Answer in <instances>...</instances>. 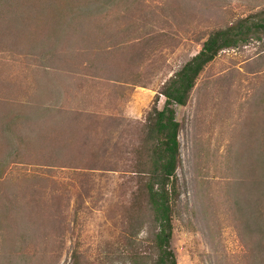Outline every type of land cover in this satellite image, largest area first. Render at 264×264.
<instances>
[{
	"label": "rangeland",
	"instance_id": "1",
	"mask_svg": "<svg viewBox=\"0 0 264 264\" xmlns=\"http://www.w3.org/2000/svg\"><path fill=\"white\" fill-rule=\"evenodd\" d=\"M122 2L115 0L116 9ZM131 4L128 12H111L109 18L117 13L118 20L104 29L110 38L103 37V30L95 31L102 42L97 45L115 44L107 47L101 61L93 54L80 58L78 74L70 77L53 64V100L66 106V120L49 114L31 121V126L42 123L38 130L49 132L45 139L39 138L51 144L48 156L59 150L53 143H81L65 156L73 167L51 168L35 160L8 169L15 177L27 173L46 179L42 204L50 215L46 213L45 219L61 222L56 229L49 228L54 247L47 258L50 264H74L75 251H80L83 263L97 264L105 247L115 244L117 251L121 249V214L130 209L137 191L128 170L136 160L133 149L142 141L139 133L154 96L200 51L211 31L257 11L264 0H139ZM91 21L85 14L74 27L82 45L92 42ZM62 49L65 63L73 64L69 49ZM45 58L36 49L16 57L0 54V76L5 83L30 86L16 89H29L27 97L31 96L35 80L44 79ZM262 95L264 36L247 46L224 50L200 75L188 103L176 106L181 128L172 248L179 264H264L262 208L255 204L259 199L254 189L251 192L237 182L256 158L252 149L264 143V107L258 105ZM164 101L162 97L160 107ZM70 130L79 131L81 139L73 141ZM29 133L26 129L25 137ZM1 137L0 132V143ZM37 138L34 143H39ZM146 230L140 229V238L147 237ZM126 263L115 260L113 264Z\"/></svg>",
	"mask_w": 264,
	"mask_h": 264
},
{
	"label": "trees",
	"instance_id": "2",
	"mask_svg": "<svg viewBox=\"0 0 264 264\" xmlns=\"http://www.w3.org/2000/svg\"><path fill=\"white\" fill-rule=\"evenodd\" d=\"M121 1H124L122 6L116 9L115 0H0V54L16 57L36 49L43 51L47 60L44 63L47 70L43 71L44 79L35 80L31 96L27 97L29 89H16L17 86H30L19 82L18 85L5 83L0 76V264H50L47 258H50L54 247L50 244L49 228L56 229L61 222L56 223V218H52L51 222L49 217L45 219L47 210L42 200L46 193V179L27 173L15 177L12 172L8 173V169L12 164L33 163L35 160V164L51 168L73 167L65 156L70 155L68 153L75 145L81 147V143H53L55 147L58 145L59 150L48 156L53 148L50 143H41L40 139L49 136V132L38 130L42 123L31 126V121L34 117L49 114H55L52 117H58V120H66V117L63 119L66 106L53 100L50 85V73L52 69L56 70L53 64L56 63L57 69L70 77L71 74H78L80 60L89 54L101 61L107 47L115 44L97 45L102 42L97 40L95 31H105L112 21L118 20L117 13H114V18H109L114 10L128 12L131 9L129 3L132 7L139 2ZM85 14L93 22L90 30L94 45L90 41L82 45V38H75L74 27ZM263 34L264 6L226 27L211 31L200 51L162 84L146 113L139 133L142 141L133 149L136 160L128 172L137 191L132 194L130 209L121 214L124 220L119 235L121 241L118 242L121 249L117 251L115 244L105 247L97 264H113L115 260L130 264H179L172 248L181 128L176 106L188 103L200 75L224 50L262 40ZM68 36L71 39L66 40ZM103 37L110 38L106 31ZM63 47L69 49L70 56L73 55V64L65 63ZM58 49L63 56L58 54ZM91 67L100 69L99 66ZM162 97L165 101L160 107ZM259 99L258 105L264 107V95ZM75 120L77 122V117ZM71 127L75 129L76 124ZM26 129L31 133L25 137ZM70 132L73 141L81 139L79 131ZM36 138L39 143H34ZM251 155H256L254 162H250L245 177L237 182H240L239 185L246 184L251 192L254 189L253 195L259 199L255 204L258 202L264 217V143L257 144ZM230 172L234 175L231 167ZM38 189L42 192L38 193ZM257 211L256 215L261 216ZM142 228L147 229L144 239L139 237ZM247 229L251 230L249 225ZM80 256V251H75L74 264H86ZM261 256L264 258V255Z\"/></svg>",
	"mask_w": 264,
	"mask_h": 264
}]
</instances>
